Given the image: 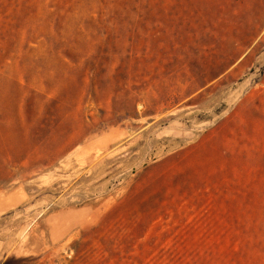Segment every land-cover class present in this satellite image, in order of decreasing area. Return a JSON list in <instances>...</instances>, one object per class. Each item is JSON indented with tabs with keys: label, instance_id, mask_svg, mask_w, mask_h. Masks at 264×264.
<instances>
[{
	"label": "rangeland",
	"instance_id": "374dc122",
	"mask_svg": "<svg viewBox=\"0 0 264 264\" xmlns=\"http://www.w3.org/2000/svg\"><path fill=\"white\" fill-rule=\"evenodd\" d=\"M79 247L264 264V0H0V264Z\"/></svg>",
	"mask_w": 264,
	"mask_h": 264
},
{
	"label": "trees",
	"instance_id": "16d2710c",
	"mask_svg": "<svg viewBox=\"0 0 264 264\" xmlns=\"http://www.w3.org/2000/svg\"><path fill=\"white\" fill-rule=\"evenodd\" d=\"M76 255H75V258L74 260L72 261V264H79L80 262H82L80 260V258L82 256H84V252L85 250L83 249H80L79 248H76ZM42 258V256H38V257H34V258H31V260H33L34 262H32V264H43V263H39L40 259ZM24 259H28V258H24ZM16 258L15 256H12V257H8L6 260H4L1 264H14L12 261H15Z\"/></svg>",
	"mask_w": 264,
	"mask_h": 264
}]
</instances>
